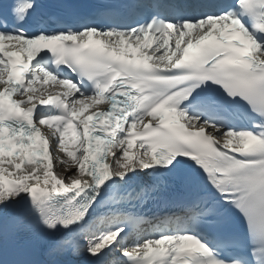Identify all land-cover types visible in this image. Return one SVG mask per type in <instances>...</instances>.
<instances>
[{"label": "snow or ice", "instance_id": "obj_1", "mask_svg": "<svg viewBox=\"0 0 264 264\" xmlns=\"http://www.w3.org/2000/svg\"><path fill=\"white\" fill-rule=\"evenodd\" d=\"M0 264H264V0H0Z\"/></svg>", "mask_w": 264, "mask_h": 264}, {"label": "bare ground", "instance_id": "obj_2", "mask_svg": "<svg viewBox=\"0 0 264 264\" xmlns=\"http://www.w3.org/2000/svg\"><path fill=\"white\" fill-rule=\"evenodd\" d=\"M67 166L70 168V171L69 172H67V173L65 172V167L66 166L63 165V164H58L57 165L58 171H60L62 173V175H66L68 173L75 172V168L71 166L70 162H69V164Z\"/></svg>", "mask_w": 264, "mask_h": 264}, {"label": "rangeland", "instance_id": "obj_3", "mask_svg": "<svg viewBox=\"0 0 264 264\" xmlns=\"http://www.w3.org/2000/svg\"><path fill=\"white\" fill-rule=\"evenodd\" d=\"M61 153L62 152H60L59 150L57 151V153H56V157H61ZM58 170V169H57ZM59 175L60 174H62L60 171L59 172H57ZM75 174V172H73L71 175H74ZM66 175H68V174H66Z\"/></svg>", "mask_w": 264, "mask_h": 264}]
</instances>
